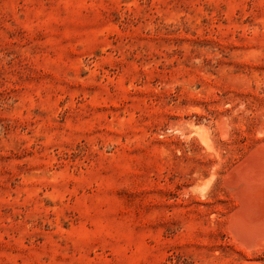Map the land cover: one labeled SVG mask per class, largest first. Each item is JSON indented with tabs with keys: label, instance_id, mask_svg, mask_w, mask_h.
Here are the masks:
<instances>
[{
	"label": "rangeland",
	"instance_id": "rangeland-1",
	"mask_svg": "<svg viewBox=\"0 0 264 264\" xmlns=\"http://www.w3.org/2000/svg\"><path fill=\"white\" fill-rule=\"evenodd\" d=\"M260 145L264 0H0V264H264Z\"/></svg>",
	"mask_w": 264,
	"mask_h": 264
},
{
	"label": "bare ground",
	"instance_id": "bare-ground-1",
	"mask_svg": "<svg viewBox=\"0 0 264 264\" xmlns=\"http://www.w3.org/2000/svg\"><path fill=\"white\" fill-rule=\"evenodd\" d=\"M205 146L212 150L208 139ZM228 185L239 203L230 221L233 233L247 244L264 243V145L230 171Z\"/></svg>",
	"mask_w": 264,
	"mask_h": 264
}]
</instances>
